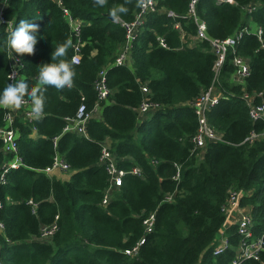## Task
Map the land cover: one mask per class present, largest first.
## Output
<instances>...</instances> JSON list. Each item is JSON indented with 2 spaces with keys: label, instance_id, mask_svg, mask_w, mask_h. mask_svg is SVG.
<instances>
[{
  "label": "trees",
  "instance_id": "1",
  "mask_svg": "<svg viewBox=\"0 0 264 264\" xmlns=\"http://www.w3.org/2000/svg\"><path fill=\"white\" fill-rule=\"evenodd\" d=\"M235 1L196 3L208 35L225 38L240 30L215 74V54L208 41L189 43L187 34H194L197 25L187 14L188 0H157V9L147 13L132 39L131 67L113 62L125 29L109 11L124 0H108L103 8L94 6L93 0H8L4 16L12 25L6 28L7 23L0 22V90L10 83L13 62L19 79L34 85L40 64L51 62L53 49L65 39L73 42L69 59L78 42L79 59L71 89H47L43 120L26 117L24 107L12 111L17 153L24 164L10 168L0 182L3 264H226L238 241L235 225L227 229L230 245L223 252L214 255L212 241L225 220L222 204L229 186L243 190L240 201L253 216L254 234L264 233V136L242 142L252 129L264 128V117L253 120L242 97L244 90L264 94V48L254 32L242 30L256 24L264 35V0ZM252 1L256 5L251 11L240 8ZM126 7L129 11L121 18L129 20L137 8L135 0ZM68 14L80 20L76 31ZM21 19L40 25L38 43L33 55L13 53L10 59L6 40ZM235 54L248 59L243 83L230 79ZM103 68L111 92L99 102L102 117L89 116L85 134L64 131L66 118L76 116L80 105L84 113L92 111L97 99L94 82ZM212 82L221 95L207 115L222 140L193 149L190 136L197 119L190 103ZM142 83L157 105L139 117ZM7 112L0 109V126L6 123ZM106 137L118 166L126 170L136 166L139 171L126 172L102 204L109 181L99 155ZM1 142L0 138V147ZM56 150L69 164L68 179L41 170ZM4 159L0 148V165ZM176 164L178 180L173 177ZM173 190V199L164 200L165 192ZM152 210L154 228L145 232L142 217ZM55 215L58 227L50 239L35 238L40 226ZM142 235L138 254L125 253L124 248ZM239 264H264V243L260 260L248 258Z\"/></svg>",
  "mask_w": 264,
  "mask_h": 264
},
{
  "label": "built area",
  "instance_id": "2",
  "mask_svg": "<svg viewBox=\"0 0 264 264\" xmlns=\"http://www.w3.org/2000/svg\"><path fill=\"white\" fill-rule=\"evenodd\" d=\"M230 3H236L235 0H225ZM8 0H0V22H6L7 27L9 28L12 25V20L6 19L4 16V8L6 7ZM196 3L197 0H188V9L187 14L191 15L197 25L196 32L194 34H187L189 37V43L192 40L197 39H206L209 43L210 49L215 54L213 69L215 74L218 72L224 58L227 49L230 46H233L236 38L240 35V30L235 31L233 34L226 36L225 38H217L208 35L206 31L205 21L197 15L196 12ZM256 5L255 1L248 2L246 4H240V8L244 11H251ZM157 9V0H152L151 5L147 9L136 8L133 14V17L129 20L119 19L125 29V36L120 48L118 49L113 62L115 64L126 63L131 49V42L135 34L140 29V26L147 15V13L155 11ZM169 14H174L172 10H168ZM68 20L71 24V27L74 31L77 30L80 20L73 18L68 14ZM174 26L177 27L181 34L180 36L184 37V30L182 29L180 23L176 21ZM242 30L254 32L261 44V47L264 48V35L262 33V28L256 24H247ZM160 42L163 44L162 39ZM75 53L72 56L73 59L78 61V42L74 43ZM233 71L230 75V78L234 82L243 83L245 76L249 73V63L248 59L240 54H235L232 57ZM14 73L16 78L19 79L21 74L16 68V62L12 63V67L9 74ZM11 82V81H10ZM94 88L97 93V99L95 104L105 99L108 94L111 92V88L106 85L105 81V72L104 68L98 72V76L94 82ZM141 91L144 94L139 105L136 107L138 116H142L149 110L153 109L157 103L151 101L150 98L146 95L149 92V89L145 83L141 84ZM221 91L212 82L207 88L202 89L192 100L191 106L196 115L197 127L195 132L190 136V140L193 144V149L202 148L206 145L208 141L222 140V134L209 122L207 112L219 99ZM242 97L245 103L248 106V113L253 120H256L260 117H264V94L262 90H253L247 91L244 90ZM27 101V99H26ZM24 114L26 117L30 116L29 105L26 102L24 106ZM91 112L84 113V106L80 105L76 116L67 117L66 123L63 127V130L74 131L77 133H86V121ZM14 112L9 111L6 113V123L3 126H0V138H1V150L6 155L0 165V182L5 180V174L10 168H16L24 163L21 160V157L17 153V130L11 126L13 120ZM35 132V130H33ZM264 136V128L261 130L252 129L242 140L251 142L256 138ZM56 148V147H55ZM99 161L104 165V168L108 174V186L104 190V195L102 197L101 203L106 204L110 199V193L117 188L121 182L122 177L126 172H138V167L134 166L129 170L124 169L123 167L118 166L117 156L111 149V144L108 138H104L101 141V149L99 155ZM55 169L60 170H69V164L65 158L60 154L58 150L55 151L52 161L50 164L41 168L45 173H50ZM175 179H179V165L176 164V170L173 174ZM243 194V190L235 187L229 186L227 189V195L222 204V209L225 213V220L223 225L220 226L216 235L213 239V248L212 253L217 255L225 250L230 245L229 235L226 228L224 227L227 220H231L233 225H235V232L238 235V241L234 246V255L226 264H239L243 259H257L260 260V252L263 249V235H255L253 231V216L249 211L247 205H242L240 198ZM174 197V190L167 191L164 194V200L170 201ZM29 202H32L29 200ZM35 205V202H32ZM57 215L49 223H43L40 226V232L35 238L41 240H48L57 229ZM155 221V211L144 212L142 217V224L145 232H150L154 228ZM3 224L0 221V229H2ZM145 236L142 235L138 240L131 246L124 248V252L134 256L137 255L140 249V245L144 242ZM0 264L2 260L0 259Z\"/></svg>",
  "mask_w": 264,
  "mask_h": 264
},
{
  "label": "clouds",
  "instance_id": "3",
  "mask_svg": "<svg viewBox=\"0 0 264 264\" xmlns=\"http://www.w3.org/2000/svg\"><path fill=\"white\" fill-rule=\"evenodd\" d=\"M132 2L133 0H124L123 4L111 8L110 18L118 21L122 15H127L129 9L126 5ZM151 3L152 0H135V6L140 9H147ZM93 4L103 8L108 4V0H93ZM39 28L38 23L26 19L19 20V23L10 30L6 40V50L12 54L10 59L13 58V53L16 56L35 53V46L38 43L36 33L39 32ZM72 43L68 38L57 44L51 53V62L40 64L34 85L30 86L27 80L17 79L14 73L9 74L8 80L11 82L0 90V109L18 111L27 102L31 118L37 122L43 120L47 89L55 88L62 91L74 86L78 61L68 58Z\"/></svg>",
  "mask_w": 264,
  "mask_h": 264
},
{
  "label": "crops",
  "instance_id": "4",
  "mask_svg": "<svg viewBox=\"0 0 264 264\" xmlns=\"http://www.w3.org/2000/svg\"><path fill=\"white\" fill-rule=\"evenodd\" d=\"M195 41V40H192L190 41L191 43ZM120 48V47H119ZM126 63L131 67L132 66V58H131V55L129 54V57L126 61ZM231 79V78H230ZM91 116L93 117H96V118H101L102 117V106L100 104H95L91 113H90ZM24 117V115H23ZM141 117V116H140ZM108 138V137H107ZM108 140L110 141V139L108 138ZM50 175H53L57 178H60V179H68L70 174H71V170H60V169H55L53 170L52 172L49 173ZM233 225V223L231 222V220H227L225 222V225L224 227L227 229H229V227ZM49 240V239H48Z\"/></svg>",
  "mask_w": 264,
  "mask_h": 264
},
{
  "label": "rangeland",
  "instance_id": "5",
  "mask_svg": "<svg viewBox=\"0 0 264 264\" xmlns=\"http://www.w3.org/2000/svg\"><path fill=\"white\" fill-rule=\"evenodd\" d=\"M112 193V192H111ZM111 193L109 194L111 196Z\"/></svg>",
  "mask_w": 264,
  "mask_h": 264
},
{
  "label": "water",
  "instance_id": "6",
  "mask_svg": "<svg viewBox=\"0 0 264 264\" xmlns=\"http://www.w3.org/2000/svg\"><path fill=\"white\" fill-rule=\"evenodd\" d=\"M109 17H110V15H109Z\"/></svg>",
  "mask_w": 264,
  "mask_h": 264
}]
</instances>
